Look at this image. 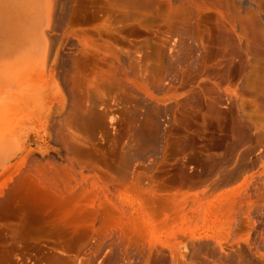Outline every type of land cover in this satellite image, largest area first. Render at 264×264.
<instances>
[{"label":"rangeland","instance_id":"rangeland-1","mask_svg":"<svg viewBox=\"0 0 264 264\" xmlns=\"http://www.w3.org/2000/svg\"><path fill=\"white\" fill-rule=\"evenodd\" d=\"M145 1L0 0V264H264V0Z\"/></svg>","mask_w":264,"mask_h":264},{"label":"bare ground","instance_id":"bare-ground-1","mask_svg":"<svg viewBox=\"0 0 264 264\" xmlns=\"http://www.w3.org/2000/svg\"><path fill=\"white\" fill-rule=\"evenodd\" d=\"M227 2H228V4H229V6L231 7V5H232V2L234 1H230V0H226ZM124 3L127 5V6H131V7H136V8H138V9H140V8H147L148 7V1H145V0H124ZM251 13V11L248 13L249 15H247L248 17H249V21H252V20H254L255 21V19L257 18V21H258V18L259 17H257V15L255 14L256 12H254V13H252V14H250ZM235 14V13H234ZM237 17V16H236ZM235 17V18H236ZM260 19H262V18H260ZM259 21H261V20H259ZM232 25V24H231ZM223 32L221 33L222 34V36H223V39L222 40H224V39H227L228 41H230L231 43H232V47H239V46H241L242 45V39L240 38L241 37V35H240V37H239V35H238V33H237V30H236V28H235V26L234 25H232V26H230V29L228 28V27H224V30H222ZM77 36V35H76ZM220 37H222L221 35H219ZM67 38V37H66ZM74 38H76V37H74ZM71 39V38H70ZM79 39V38H78ZM216 44H217V42L219 41V37H217L216 39ZM226 41V40H225ZM224 41V42H225ZM228 41H226V42H228ZM237 41H238V43H239V45H236L237 44ZM229 43V42H228ZM77 44H78V42H77ZM79 44H81V43H79ZM249 44V43H248ZM69 45L70 46H76V44L72 41V40H70L69 41ZM68 45V43H67V46H69ZM78 46H80V45H78ZM85 46H87L85 43L83 44V47H85ZM226 46H227V44H226ZM228 46H229V44H228ZM247 47H250V46H248V45H246ZM62 47V46H61ZM65 48V47H64ZM69 48V47H68ZM71 48H73V47H71ZM229 48V47H228ZM60 50V49H59ZM63 50V49H62ZM65 50L66 49H64V52H65ZM70 50V49H69ZM102 51V50H101ZM248 51V50H247ZM246 51V52H247ZM67 52V51H66ZM72 52H74V51H72ZM81 52H83V51H81ZM70 54V52H67V54ZM98 53H100V50H98V52H97V54ZM104 53V52H103ZM106 53V52H105ZM226 54V53H225ZM235 54V53H234ZM73 55V54H72ZM99 55V54H98ZM104 56L103 57H101L100 58V60H102V61H105V60H107V56L105 55V54H103ZM227 55V54H226ZM60 56V55H59ZM69 56V55H68ZM71 57V56H70ZM70 57H61V59H60V64H58V65H60L63 69H64V72H63V82H64V84L67 86V87H69V86H71V85H73L72 83H73V81H72V74H74V72H75V69H76V66H77V60L75 59V57H73V59H71ZM56 59V58H55ZM54 59V60H55ZM53 60V61H54ZM86 61H88V59H87V57L85 58V62ZM101 61V62H102ZM56 63V62H55ZM53 64H54V62H53ZM54 66V65H53ZM53 72V71H52ZM51 72V73H52ZM58 74H60L59 72H58ZM53 82H55V79H54V75H53ZM89 82V81H88ZM76 85V84H75ZM69 95H70V98H71V107H70V111H72V110H74L75 108H76V106H75V104H76V99H75V96H74V92L73 91H71L70 89H69ZM146 145V144H145ZM143 146V145H142ZM146 148L147 147H143L142 148V150H146ZM41 186V185H40ZM43 187V186H42ZM39 197H45V198H47V199H52V198H54V194H52V193H50V192H48L46 189L45 190H42V192L41 193H39ZM56 198V197H55ZM57 203L58 204H63L61 201H60V198L59 197H57Z\"/></svg>","mask_w":264,"mask_h":264}]
</instances>
